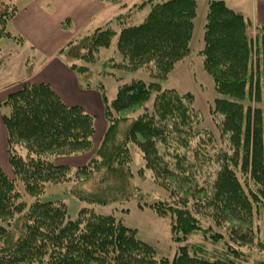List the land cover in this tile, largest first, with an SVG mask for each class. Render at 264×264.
I'll return each mask as SVG.
<instances>
[{
	"label": "trees",
	"instance_id": "16d2710c",
	"mask_svg": "<svg viewBox=\"0 0 264 264\" xmlns=\"http://www.w3.org/2000/svg\"><path fill=\"white\" fill-rule=\"evenodd\" d=\"M146 3L150 10L141 23L130 25L118 17L114 23L74 38L61 50L71 59L93 63L116 35L115 47L122 56L116 66L133 71L150 65L154 78L118 85L115 97L105 105L107 128L96 155L74 171L76 179L102 172L95 190H75L88 205L128 198L130 143L140 148L145 168L153 171L160 185L175 190L196 178L197 159L206 152L205 144L212 142L209 132L198 126L193 95L160 86L190 51L196 2L142 0L136 6ZM0 7V38L21 40L6 29L17 7L12 0H0ZM249 23L223 0L208 3L200 54L204 70L222 96L215 98L212 113L214 119L221 117L215 119L216 124L221 136L228 135L229 143L216 155L211 196L203 202L195 199L190 206L182 196H177L178 204L159 200L149 205L157 213L171 215L176 239H180L178 234L185 239L202 232L197 215H210L206 218L218 231L207 237L223 240L232 257L197 256L186 245L179 246L172 258L158 256L134 228L112 214L81 206L71 218L63 201H42L39 195L46 184L72 177L68 165L56 164L51 157L87 151L94 118L82 107L64 103L48 84L23 82L3 102L8 108L2 120L12 177L0 165V264H239L247 256L242 248L250 249L255 239L253 222L264 209V26L258 27L253 44L246 32ZM70 67L76 72L87 70L76 62ZM153 93L152 110L145 109L130 121L124 112L144 106ZM192 138L199 145L194 151L196 164L188 161ZM167 175L173 180H164ZM25 193L34 199L26 202Z\"/></svg>",
	"mask_w": 264,
	"mask_h": 264
},
{
	"label": "rangeland",
	"instance_id": "374dc122",
	"mask_svg": "<svg viewBox=\"0 0 264 264\" xmlns=\"http://www.w3.org/2000/svg\"><path fill=\"white\" fill-rule=\"evenodd\" d=\"M12 1L16 7H20L23 3V0ZM133 1H137L138 3L142 2V0ZM211 1L213 0H195L196 9L191 32L190 51L184 59L174 65L166 79L160 81L161 89L171 88L180 94L189 92L193 95L192 107L198 112V126L208 131L212 137V142L205 144L206 152L202 157L197 159V164L194 160V151L195 147L199 148L198 141L196 143L197 139L194 138L190 140L189 151L187 153L189 156L188 161L191 164L198 165V169L195 170L196 178L189 180L182 188L175 190L160 185V179L158 180L155 177L153 171L145 168V160L140 148L136 144L130 143V172L132 176L130 177V195L128 198H119L104 205H88L78 199L75 194L76 188H80L84 192L95 190L102 177V172H96L87 179L83 177L76 179L74 171L78 166L87 163L96 155L100 139L107 128V120L104 116L105 105L115 97L118 85L129 82L132 79H141L145 82L154 79L151 75L150 65L133 71L120 69L116 66V63L121 61L122 56L116 50V35H114L110 45L100 49L99 58L93 63H86L80 59L74 60L69 58L64 52H60L61 54L59 56L64 58L68 63L76 62L77 64L87 66V70L78 73L82 82L86 83V86H90L91 89L96 90L101 101L98 104L94 100L93 95L92 97H88L89 101L94 100L93 103L88 102L82 106L94 118V133L91 137V147L81 153L53 155L51 157L52 161L56 164L68 165L70 168L69 174L72 177L70 180L64 182L46 184L44 192L39 195L42 201H63L67 207V214L71 218L76 215L81 206H92L96 212L112 214L117 219H120L124 225L134 228L138 238L154 248L158 256L172 258L179 246L186 245L189 247L190 253L194 252L197 256H204L211 259L232 257L227 251L223 240L213 241L207 237L211 231H218L208 220V218L210 219V215H206L208 218L197 215L203 227L202 232L190 234L185 239H182L181 234H178V238L180 239H176V234L172 231L171 215L169 213H157L149 206L159 200L172 201L174 204H178L175 201L177 200V196L188 199L186 206H190L192 204L191 202H194L195 199H200L202 202L208 200L213 192L215 170H217L218 166L216 155L220 149H227V145L229 144L227 141L228 135H226L227 138L221 136L219 127L216 124V120H219L221 117L217 116L215 120L212 113L215 98L222 96L215 90L211 75L204 70L202 55L200 54V50L203 47V32L207 7ZM226 2L235 9H242V11L251 9V0H226ZM2 8L0 7V10ZM149 10V3H146L142 8L135 6L130 9V14L126 12L121 18L130 25L139 24L143 21ZM253 24L250 21L246 32L252 43L255 44V39L259 34V28ZM95 27H89L88 30L81 32L75 38H81V36L90 33ZM115 27L118 31L119 27L116 25ZM6 29L12 32L10 20L7 22ZM27 46L26 43L22 46V44L14 42L11 38H0V61L2 63L0 66V80H11V82L21 81L24 76L30 73L29 69L32 66L33 69H37L43 61V57L39 51L32 50V48ZM24 59L26 61L28 60L26 62L27 66L25 64L23 65ZM153 99L154 93L144 106L125 111L124 114L129 115V120L131 121L145 109L152 110ZM5 108L8 111V108ZM161 148H163V145H161ZM165 158L167 161L174 162L171 156H166ZM0 165L12 177L9 164L6 166V164L0 162ZM172 178L167 175L163 179L172 181ZM163 179L161 180L164 181ZM18 187L23 190L21 183L18 184ZM185 190L188 192H184ZM23 199L26 202H30L34 199V196L25 193ZM179 205L181 204L179 203ZM206 208L211 207L208 206ZM208 226L211 229H208ZM253 230L256 231L255 239L249 245L250 249H247L246 246L242 248L247 256L238 261L239 264H257L259 261H264V209L261 210L259 217L253 222ZM224 238L226 239V236Z\"/></svg>",
	"mask_w": 264,
	"mask_h": 264
},
{
	"label": "crops",
	"instance_id": "0c3cea01",
	"mask_svg": "<svg viewBox=\"0 0 264 264\" xmlns=\"http://www.w3.org/2000/svg\"><path fill=\"white\" fill-rule=\"evenodd\" d=\"M223 1L228 5L226 0ZM137 4L139 3L133 0H23L10 19V33L21 40L11 39L22 46L26 43L27 47L39 51L43 61L37 69L32 66L30 73L21 81L0 80V162L6 166L9 164L7 134L2 120L3 115L8 112L5 108L7 106L3 104L8 95L19 89L23 82L46 83L68 105L82 107L94 100L99 104L101 98L96 90L86 86L79 73L59 55L67 43L81 32L92 26H96V29L114 23L124 13L130 14V9ZM250 4L251 9L248 11L228 6L242 13L254 26H264V0H251ZM27 61L24 59L23 65L27 66ZM93 95L94 100L89 101L88 97Z\"/></svg>",
	"mask_w": 264,
	"mask_h": 264
}]
</instances>
